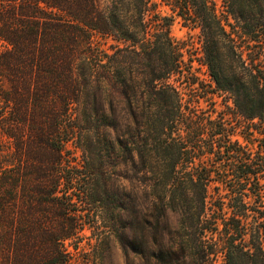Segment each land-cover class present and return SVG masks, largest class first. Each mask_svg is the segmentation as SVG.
I'll return each instance as SVG.
<instances>
[{
    "label": "trees",
    "instance_id": "obj_1",
    "mask_svg": "<svg viewBox=\"0 0 264 264\" xmlns=\"http://www.w3.org/2000/svg\"><path fill=\"white\" fill-rule=\"evenodd\" d=\"M111 238L127 264H264V0H0V264Z\"/></svg>",
    "mask_w": 264,
    "mask_h": 264
},
{
    "label": "rangeland",
    "instance_id": "obj_2",
    "mask_svg": "<svg viewBox=\"0 0 264 264\" xmlns=\"http://www.w3.org/2000/svg\"><path fill=\"white\" fill-rule=\"evenodd\" d=\"M101 3H107V0H101ZM161 11L165 16H171V12L168 8L162 6ZM171 36L173 40L183 48L185 55H195V57H201V33L198 28H193L192 26H185L181 19L174 18L171 25ZM109 43H112L109 41ZM109 43L104 45L105 48H108ZM194 67L197 69L198 76L203 79H209L207 75V69L194 62ZM219 101L221 99H218ZM76 156L80 157L81 152L78 150ZM175 222V219H173ZM101 223H98L100 227ZM97 232V230H96ZM86 236H91L92 233L90 230L85 232ZM92 242L94 247L89 248L88 243ZM82 247L85 248L86 252H89V255H85V260H89L91 264H127V257L122 251L120 245L116 240L111 238L109 243L105 247H99L96 245L95 240L85 239L82 242ZM71 249V248H70Z\"/></svg>",
    "mask_w": 264,
    "mask_h": 264
}]
</instances>
